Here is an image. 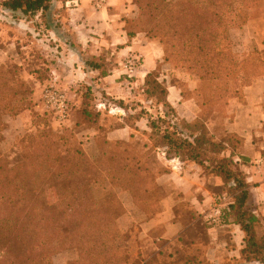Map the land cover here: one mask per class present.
Masks as SVG:
<instances>
[{"label": "trees", "instance_id": "16d2710c", "mask_svg": "<svg viewBox=\"0 0 264 264\" xmlns=\"http://www.w3.org/2000/svg\"><path fill=\"white\" fill-rule=\"evenodd\" d=\"M51 1L0 0V8L32 19L38 12L46 16ZM263 1L135 0L136 16L126 19L128 37L145 33L161 44L164 63L183 68L207 83L209 93L201 113L192 121L179 118L156 69L145 76L143 92L166 111L156 117L144 108L138 112L147 119L146 134L151 143L143 153L129 145L123 149L105 147L111 146L106 138H96L99 155L90 159L71 139V133L54 134L48 126L19 137L11 157L0 149V264H54L52 257L66 249L77 251V258L67 264H128V233L117 227L125 212L123 204L112 190L96 197L93 185L105 177L111 186L129 193L134 205L148 214L152 211V177L144 157L155 148L168 159L179 156L193 160L224 177L233 195L225 219L232 210L236 212L245 232L242 256L247 262L264 263V233L257 232L256 217L243 210L246 185L231 169V158L222 156L225 143L237 146V136L228 134L216 142L206 126L214 111L225 110L232 93L239 95L230 85L247 81L262 65L259 57L235 52L231 31L245 22L248 9ZM19 77L0 65V132L5 128V116L33 107L32 87ZM99 115L95 108H84L81 123L96 124ZM186 251L183 259L167 264H205L201 248L195 254ZM146 259L130 264H156L154 258Z\"/></svg>", "mask_w": 264, "mask_h": 264}, {"label": "crops", "instance_id": "0c3cea01", "mask_svg": "<svg viewBox=\"0 0 264 264\" xmlns=\"http://www.w3.org/2000/svg\"><path fill=\"white\" fill-rule=\"evenodd\" d=\"M261 9L254 19L242 25L240 33L243 35L240 36L250 41L247 35L254 39L250 42L260 46L254 50L260 52L262 65L256 67L251 79L238 81L239 95L230 97L224 116L215 112L206 122L215 141L224 140L228 134L237 136V146L225 143L227 148L222 156L231 158V169L240 174L246 185L248 196L243 210L256 217V230L260 234L264 233V8ZM136 13L135 0H52L46 16H41L40 12L35 15L36 19L43 20L49 48L46 55L36 54V60L48 66L49 73L39 81L34 72L30 73L24 66L23 77L26 81L30 79L35 91L46 84L68 90L74 103L65 123L78 132L81 145L93 155L99 154L95 145L98 132L89 129V124L79 122L81 111L91 108L92 103L100 116H109L113 110L121 111L115 116L118 125L106 130L108 141L129 140L136 126L148 131L147 119L138 115L130 102L136 97L134 87L143 86L147 73L163 62V49L157 40L143 32L128 37L126 19L134 18ZM0 51L6 54L4 49ZM132 56H139L140 62L130 72L127 62ZM163 66H168L167 71L193 92V96L185 99L175 83L166 82L168 102L181 118L192 121L200 111L198 80L184 70L168 64ZM82 83L88 85L93 99L83 100L77 92L76 87ZM135 113L137 117L132 125L125 117ZM24 115L23 112L16 117ZM153 152L158 155L160 168H155L150 190L152 213L144 214L143 223L136 235H132L141 242L139 252L143 258L178 261L183 259L186 250L195 254L201 248L204 255L200 258L205 264H264L247 262L242 256L245 232L234 210L221 224L206 222L205 214L216 196L227 189L224 177L193 160L179 156L168 159L159 148ZM230 195L233 202L232 193ZM130 203L134 204L131 198ZM67 254L69 257L61 261ZM73 257L72 251H64L54 257V263L67 264Z\"/></svg>", "mask_w": 264, "mask_h": 264}, {"label": "rangeland", "instance_id": "374dc122", "mask_svg": "<svg viewBox=\"0 0 264 264\" xmlns=\"http://www.w3.org/2000/svg\"><path fill=\"white\" fill-rule=\"evenodd\" d=\"M263 10L264 8V1L263 3L258 6V7H253L252 9H248L247 13V18L243 24L240 26L235 27L232 32V40H233V49L235 50L236 53L240 54L241 56H249L252 58H260V52H257L254 50L255 47H259V45L254 44V42H250L254 40L253 38L250 39L247 35H245L250 41H246L244 37L242 38L241 36L243 35L240 33V29L242 28V25H244L247 21L254 19L255 15L260 13V8ZM41 20V21H40ZM42 19H36L35 17L31 18H26L20 13H11L8 11H4L0 8V49H4L6 51L5 55L0 51V56H4L3 59H0L1 64L4 65L10 72H15L19 78L22 80L24 79V74L22 73L23 67H27V69L30 73L34 72V76H38L39 81H42L45 79L48 75V70L49 67L46 65H43L41 62L36 60V54H48L49 48L47 41V31L44 29ZM241 34V36H240ZM246 44V45H245ZM263 46H261L262 48ZM27 55V58L25 56ZM23 57L26 59L23 61ZM164 64L167 63H160L157 68V72L159 75V80H161L165 85L167 84L166 82L170 83H175L178 88L180 89L181 95L185 98L188 99L191 96H193V92L190 91L184 83H182L180 80L172 76V73H170V70H168V66H163ZM172 68L176 69H181L186 72L187 70L176 67L174 65L168 64ZM255 72V69L253 70L252 75L253 76ZM189 74L193 75L197 80H198V87H197V94L199 96L200 100V111L199 114L201 113V105L203 103L204 98L206 95L209 93V87L206 82H202L199 80V78L188 72ZM23 74V75H22ZM249 76V77H250ZM41 79V80H40ZM251 79V77L249 78ZM248 80V79H247ZM26 81V80H25ZM30 81V79H29ZM29 81H26L29 83ZM241 81H245L244 79ZM240 82V81H239ZM30 86L32 87L33 93H32V100H33V107L30 109H25L21 113H25L23 117H16V116H5V128L2 132H0V149L4 155H10L11 157V150L14 146L15 141L21 137L24 136L25 134L28 133H33L37 128L39 129H46L48 128L51 129L52 133L54 134H69L71 133V139L74 141L75 144L80 145L85 152L87 153L86 146L81 145V139L80 136H78V132L67 126L66 121L64 123H58V121L55 118V115L53 114L52 111H50L46 105L44 104L43 97H42V90L44 86H41L37 88L35 91V87L32 86V83H29ZM230 88H235L240 87V84L238 82L233 85H230ZM235 86V87H234ZM34 87V88H33ZM88 85L85 83H82L79 87H76L77 92L82 96L83 100L87 99H93L92 96L90 97V94L92 93L91 90L88 91ZM134 89L137 90L136 97L130 102V107L134 108L136 112H139L140 109L148 110L150 114H152L154 117L158 115V112H164L166 111V107H163L161 104L155 103L147 98V96L143 92V86H135ZM70 107H72L74 101V97L68 93V90L64 91ZM195 93V92H194ZM235 94L232 93L231 97H234ZM196 97V96H195ZM36 101H35V99ZM91 105V103H88ZM36 105H38L36 109ZM91 108H95V103H92ZM90 107H87V109H91ZM97 109V107H96ZM175 111V109H174ZM113 113L109 116H100L98 117V121L96 124H89L90 126L88 127L89 129H96L97 134L96 138H106V130L108 127H112L114 124L118 125V121L115 118L118 117V113L121 112L119 110H113ZM176 112V111H175ZM215 112H220L222 116H224V111H219L216 110L212 113V115L215 114ZM177 113V112H176ZM122 114V113H121ZM136 114V113H135ZM36 115H40L37 117ZM178 115V114H177ZM211 115V116H212ZM135 116L136 115H130V117L126 116L125 119L128 123L134 124L135 123ZM15 117V118H14ZM179 118H181L178 115ZM12 118H14L13 121ZM79 122L82 120V111L81 115L79 117ZM178 118H174V122H177L178 124ZM102 123L103 125H99ZM85 124L82 122V125ZM78 125H81V123H78ZM88 125V124H85ZM98 126V127H95ZM93 130L91 131L93 133ZM209 131V130H208ZM145 130L138 129L136 126V130H134L131 134V138L129 140H121V142L118 145H113L114 141H107L110 143L111 146L104 145L105 147L113 148V149H123L127 145H129V148L134 149L138 153H143L147 148H150V141L147 137V134ZM209 136L212 138V135L209 132ZM95 138V139H96ZM116 141V140H115ZM218 142V141H216ZM112 143V144H111ZM128 143V144H127ZM95 145L96 149L99 151V147L97 146L96 140H95ZM91 148H95L94 144L91 143L90 145ZM103 147V145H102ZM90 159H95L99 154L93 155L92 152L87 153ZM145 162L147 163V166L151 170V177L150 182L151 185L154 182L155 178V173L154 171L155 168H160V161L158 159V155L151 150L145 157H144ZM114 191L116 193V196L120 199V201L123 204V207L125 209V212L123 215L120 216V218L117 220V227L122 230L126 231L128 233V238L125 241V248L128 253V264L132 262H136L139 258H142L144 255L140 253V246L141 242L137 238L132 237V235H136L137 229L140 228L139 226L143 223L144 221V213L140 211V209L130 203V195L129 193L123 191L122 189L111 186L108 183V180L104 177L102 179H98L97 183L93 185V191L96 197L101 198L106 194L108 191ZM151 190V188H150ZM227 189L225 190V192ZM228 192V191H227ZM229 193V192H228ZM230 194V193H229ZM53 198H50L49 200H52ZM152 208V207H151ZM152 211H150L148 214H145L146 216L151 215ZM192 248V247H190ZM64 251H67V253H72L74 254V257L71 258L69 261H72L73 259L77 258V251L75 249H66ZM64 251H61L57 254H55L52 257V261L54 263V257ZM71 256V255H70ZM69 255H65L61 257V261L68 258ZM68 261V262H69ZM154 261L156 264H167L170 259H159V258H154ZM67 262V263H68ZM55 264V263H54Z\"/></svg>", "mask_w": 264, "mask_h": 264}, {"label": "built area", "instance_id": "2783aa9c", "mask_svg": "<svg viewBox=\"0 0 264 264\" xmlns=\"http://www.w3.org/2000/svg\"><path fill=\"white\" fill-rule=\"evenodd\" d=\"M140 57H130L127 62L128 71L132 72L138 66ZM42 97L46 107L53 112L58 123H64L69 116L70 104L65 92L52 85L44 86ZM232 203V196L228 192L220 193L216 196L210 211L205 214L206 222L210 225L221 224L225 221V211Z\"/></svg>", "mask_w": 264, "mask_h": 264}]
</instances>
